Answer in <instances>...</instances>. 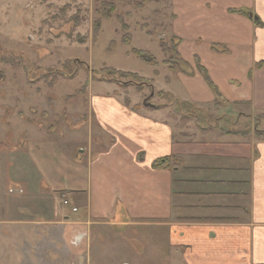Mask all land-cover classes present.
<instances>
[{
  "label": "crops",
  "instance_id": "1",
  "mask_svg": "<svg viewBox=\"0 0 264 264\" xmlns=\"http://www.w3.org/2000/svg\"><path fill=\"white\" fill-rule=\"evenodd\" d=\"M170 5L172 37L195 73L169 69V97L200 119L210 112L234 123L200 125L191 113L172 120L168 103L136 108L116 89L88 94L99 149L70 154L40 140L14 156L20 188L0 203V264L16 260L6 248L12 241L24 244L13 264H85L96 257L98 238L136 226L164 228L175 264H264V138L255 122L264 115V0ZM168 157L177 162L153 167Z\"/></svg>",
  "mask_w": 264,
  "mask_h": 264
},
{
  "label": "rangeland",
  "instance_id": "2",
  "mask_svg": "<svg viewBox=\"0 0 264 264\" xmlns=\"http://www.w3.org/2000/svg\"><path fill=\"white\" fill-rule=\"evenodd\" d=\"M105 1L116 8L110 20L99 14ZM143 1L0 0V203L15 197L11 193L20 188L13 179L12 160L26 151L30 141L55 142L70 154H77L79 146L100 148L102 135L90 117L88 94L116 89L130 104L140 103V107L156 104L161 108L168 103L172 120L178 113H191L200 125L234 123L232 117L210 112L200 119L193 108L171 100L165 77L173 73L164 64L170 55L163 51L173 39L171 0H149L139 8ZM117 17L129 27L130 46L123 43L125 32ZM96 24L100 29L95 37ZM111 43L115 45L111 47ZM133 49L150 52L158 65L144 63L131 53ZM106 67L154 79L153 91L139 81L123 90L129 82L101 74ZM86 82L89 85L84 91ZM161 91L166 95H158ZM255 122L257 131L264 133V118L257 116ZM118 232L96 240L100 244H96L98 251L90 264H175L164 228L136 226L125 234ZM14 242L6 248L18 263L24 244ZM16 260L11 259L10 264Z\"/></svg>",
  "mask_w": 264,
  "mask_h": 264
},
{
  "label": "trees",
  "instance_id": "3",
  "mask_svg": "<svg viewBox=\"0 0 264 264\" xmlns=\"http://www.w3.org/2000/svg\"><path fill=\"white\" fill-rule=\"evenodd\" d=\"M149 0H144L142 2V4H139V8H141L144 4L148 3ZM116 8L115 5L113 3L110 2H103L101 4V10L99 11V14L105 18L106 20H110L113 18V15L115 14ZM232 12L234 13H240V14H247L249 13L246 10H233ZM129 15V14H127ZM118 21L120 22V24L122 25V30L125 32V35L123 36V43L126 46H130L132 39L131 36L129 34V27L127 24L123 23V20L121 17H117ZM258 25H261L260 21H257ZM100 29V25L96 24L95 25V33L94 36H97V33L99 32ZM96 38H93V41L95 42ZM115 44L111 43V47H113ZM178 46H179V40L174 38L172 39V43L170 47H164L163 51L166 54H169L170 57L164 61V64H166L169 69L171 71H178L180 70L181 72H183L184 74L188 75V76H192L195 73V70L193 69L192 66H190L188 63L184 62L181 57L180 54L178 52ZM212 49L216 52L219 53H226L228 50L225 47H222L220 45H212ZM132 54H134L135 56H137L141 61H143L144 63L150 65V66H157V60L156 58L148 51H143V50H135L133 49L131 51ZM261 65H259L260 67ZM197 70L198 72H200L207 80L208 84L210 85V87L214 90V92L216 93L217 97L220 98V93L218 91V89L216 88V86L212 83L211 79L209 78L205 68H203L202 66H197ZM101 74H105V75H110V76H114V77H118L121 80H126L125 86L122 87L123 90H126L127 86H129V84H132V82L134 81H139L140 84H145L148 86V88L152 90L153 88V80L152 79H144L142 77H140L137 74L134 73H130V72H123V71H118L116 69L113 68H103L101 71ZM251 74V73H250ZM111 79L113 80V78L111 77ZM115 81V80H114ZM106 83H110V81L106 82ZM89 85V82H86L83 90L85 88H87ZM85 91V90H84ZM161 97L165 96L166 93L164 92H159V94ZM126 103L129 104V102L126 100ZM140 106H136V108H139ZM260 117L264 118V115H261ZM257 135L258 137H262L264 138V133H261L260 131H257ZM177 162V160L174 157H168V158H163V159H159L157 161L154 162L153 167L158 169V168H170L172 165H174Z\"/></svg>",
  "mask_w": 264,
  "mask_h": 264
},
{
  "label": "built area",
  "instance_id": "4",
  "mask_svg": "<svg viewBox=\"0 0 264 264\" xmlns=\"http://www.w3.org/2000/svg\"><path fill=\"white\" fill-rule=\"evenodd\" d=\"M63 205L67 207V206L70 205V203H69V201L66 199V200L63 201ZM76 211H77V209H73V212H76Z\"/></svg>",
  "mask_w": 264,
  "mask_h": 264
}]
</instances>
